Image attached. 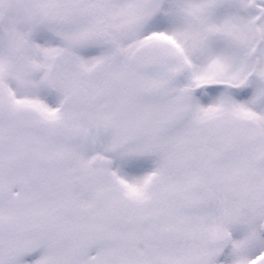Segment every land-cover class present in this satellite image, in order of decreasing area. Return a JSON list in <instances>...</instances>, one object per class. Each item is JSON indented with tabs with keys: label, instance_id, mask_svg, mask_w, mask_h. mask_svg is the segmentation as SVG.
Masks as SVG:
<instances>
[{
	"label": "snow or ice",
	"instance_id": "1",
	"mask_svg": "<svg viewBox=\"0 0 264 264\" xmlns=\"http://www.w3.org/2000/svg\"><path fill=\"white\" fill-rule=\"evenodd\" d=\"M0 264H264V0H0Z\"/></svg>",
	"mask_w": 264,
	"mask_h": 264
}]
</instances>
